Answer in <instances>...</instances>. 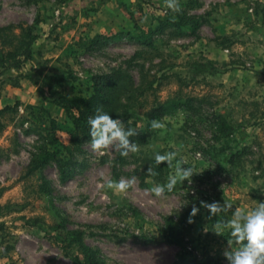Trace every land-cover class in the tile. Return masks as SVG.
<instances>
[{
    "label": "rangeland",
    "instance_id": "1",
    "mask_svg": "<svg viewBox=\"0 0 264 264\" xmlns=\"http://www.w3.org/2000/svg\"><path fill=\"white\" fill-rule=\"evenodd\" d=\"M180 6L174 13L165 0H0V54L36 35L30 59L0 67V264H85L81 242L95 264H228L230 231L217 235L214 224L232 213L209 218L200 201L233 211L264 202V0ZM183 15L194 22L171 23ZM117 68L139 87L128 119L144 131L133 141L140 150L122 161L114 150L94 152L90 135L71 145L73 123L49 98L55 87L89 97L92 76ZM159 104L169 110L154 120L166 127L152 129L144 113ZM45 150L72 161L67 177L54 160L28 171ZM167 151L196 173L156 198L146 190L174 168L157 166L154 155ZM150 165L157 176L146 174ZM132 176L138 183L127 193L97 186ZM193 205L200 211L188 223Z\"/></svg>",
    "mask_w": 264,
    "mask_h": 264
},
{
    "label": "clouds",
    "instance_id": "2",
    "mask_svg": "<svg viewBox=\"0 0 264 264\" xmlns=\"http://www.w3.org/2000/svg\"><path fill=\"white\" fill-rule=\"evenodd\" d=\"M165 6L174 13L182 11L180 0H165ZM130 123L129 121L128 124ZM88 124L90 125L91 148L94 152L104 154L105 150H114L121 156L127 157L129 153H136L140 150L139 144L130 140V137L138 135L139 126H126L122 119H113L101 108L96 109L95 115L89 118ZM165 127L162 120L151 122L152 129H165ZM178 157L177 151L158 152L154 155L157 166L166 162L169 168H174V172L168 176L166 183H154L153 187L146 190L148 194L161 198L166 193L173 192L176 186L185 180L191 184L196 172L191 166L185 167L188 162ZM146 174L155 177L158 172L150 165ZM137 183L138 178L132 176L131 178L121 177L118 181L108 178L97 186L100 189H110L114 193H127ZM200 207L209 210V218L229 211L232 213L230 219L217 220L214 224V232L217 235H223L226 229L230 231L231 239L227 240V247L223 251L228 264H264V202L257 201L256 206L250 210L237 207L233 211L230 203L221 204L219 201L208 203L201 200ZM199 211L200 208L193 205L187 222L193 223V218Z\"/></svg>",
    "mask_w": 264,
    "mask_h": 264
},
{
    "label": "trees",
    "instance_id": "3",
    "mask_svg": "<svg viewBox=\"0 0 264 264\" xmlns=\"http://www.w3.org/2000/svg\"><path fill=\"white\" fill-rule=\"evenodd\" d=\"M187 21L189 23L194 22L193 18L187 15H183L179 18V22L171 21L173 24H181ZM163 25H161L162 27ZM160 27V28H161ZM129 35V33H127ZM124 34L118 32L113 35V38L122 37ZM36 35L32 33H26L25 39L21 41L22 48L19 50H10L4 54H0V67L2 70L8 67H17L19 64L31 58L32 51L31 45L35 40ZM141 40L146 42V36L141 35ZM140 53H135L139 55ZM206 65H202L204 68ZM93 92L89 97L80 96H68L62 93L58 87L52 89L49 93V98L52 102L64 108L68 113L74 130L70 133L71 145H79L83 138L89 135L90 125L88 120L91 116L95 115L96 109L101 108L103 111L108 112L113 119H122L126 126L133 125L128 124V112L131 107L130 103L137 94H139V87L136 85L134 77L126 69L117 68L110 73L96 74L92 76ZM141 93V92H140ZM169 107L166 104H159L156 107H152L147 110L144 115L148 120H154L160 115L168 112ZM4 109H0V115H2ZM138 135L130 137L131 141H143L144 131L138 129ZM71 145H64V148L71 153ZM124 156H121L118 152L116 160L122 161ZM49 160H54L58 165V169L61 173V177L68 176V166L72 161H66L60 157L57 152L45 150L43 151L39 159H35L28 168L29 172H32L38 168H41ZM81 250L85 256V264H95L93 251L80 243ZM175 264H184V260L176 262Z\"/></svg>",
    "mask_w": 264,
    "mask_h": 264
}]
</instances>
